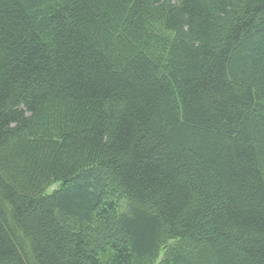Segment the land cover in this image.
<instances>
[{"label":"trees","instance_id":"trees-1","mask_svg":"<svg viewBox=\"0 0 264 264\" xmlns=\"http://www.w3.org/2000/svg\"><path fill=\"white\" fill-rule=\"evenodd\" d=\"M0 264H264V0H0Z\"/></svg>","mask_w":264,"mask_h":264},{"label":"rangeland","instance_id":"rangeland-1","mask_svg":"<svg viewBox=\"0 0 264 264\" xmlns=\"http://www.w3.org/2000/svg\"><path fill=\"white\" fill-rule=\"evenodd\" d=\"M56 188V185H53L52 187H50L48 190H47V192L49 193V192H51L53 189H55Z\"/></svg>","mask_w":264,"mask_h":264}]
</instances>
